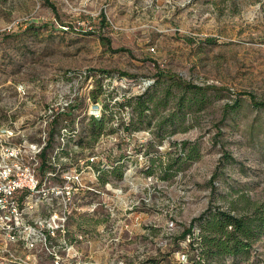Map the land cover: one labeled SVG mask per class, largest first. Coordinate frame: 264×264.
I'll list each match as a JSON object with an SVG mask.
<instances>
[{
	"label": "rangeland",
	"instance_id": "1",
	"mask_svg": "<svg viewBox=\"0 0 264 264\" xmlns=\"http://www.w3.org/2000/svg\"><path fill=\"white\" fill-rule=\"evenodd\" d=\"M160 71L216 89L193 107L186 94L184 106ZM150 93L161 101L152 124L127 132L132 107L121 105ZM248 95L264 102V0H0V145L12 130V144L43 150L54 134L52 184L65 175L73 187L67 222L20 243L11 264H188L197 245L178 238L194 218L264 204V107ZM104 114L91 140L82 127ZM183 142L199 159H178ZM219 264H264V236Z\"/></svg>",
	"mask_w": 264,
	"mask_h": 264
},
{
	"label": "trees",
	"instance_id": "2",
	"mask_svg": "<svg viewBox=\"0 0 264 264\" xmlns=\"http://www.w3.org/2000/svg\"><path fill=\"white\" fill-rule=\"evenodd\" d=\"M49 2V0H45ZM53 7V6H52ZM54 8V7H53ZM102 21L106 22V17L102 14ZM106 25V23L104 24ZM100 73L109 74L112 71L108 70H98ZM120 77H131L134 76L125 72L117 71ZM160 78L164 77L169 80L176 79V84L184 92L179 98V103L184 104V98L188 94V106L193 107L194 105L204 103L203 98L198 96L199 91L216 89L214 86H206L204 88L194 85L190 82H186L183 79L176 77L174 75L166 74L164 72H158ZM191 91V92H190ZM191 94V96H190ZM154 93L144 94L137 98L129 100L126 105H121L126 109V106L132 107V122L125 128L129 133L133 131H140L143 129L144 125L152 124V115H149L150 110H157L159 103L161 101ZM98 94L93 95V100L95 101ZM251 104L255 108H263L264 102L258 101L253 95H248ZM160 101V102H159ZM190 101V102H189ZM241 99L237 98L233 105H227L225 113L228 114L229 110L232 108H239L241 104ZM75 107L69 106V111L67 113H61L60 115L71 116L72 110ZM104 113L109 112L108 105H104ZM106 114L101 118L90 117L82 130L91 140L97 139L106 129ZM136 121V122H135ZM59 121L56 119L52 125V129L56 128ZM74 121L72 120V125ZM54 134L50 137V141L47 146L43 149L41 153L42 164L41 171L43 174L48 170L49 165L47 161V151L52 147V140ZM188 142H183L180 146L181 154H179L178 159L184 160V163L189 161H195L199 159L200 152L196 146H190ZM226 158L234 161L233 156L230 154ZM173 160V159H171ZM169 160V162L171 161ZM166 163L163 167L164 174L169 175L173 169V165ZM55 169V168H54ZM120 171L118 176L121 178L123 176L120 166L113 168V173ZM149 174H152V169L149 170ZM101 182L105 184L107 181L106 172L102 170ZM167 178V177H166ZM250 212H246L241 215H235L231 211L221 210L219 208H208L200 216L194 218L190 226L185 227L184 232L178 238L179 241L186 240L187 237L191 238L190 245L192 248L196 244V250H198L197 257H190L188 264H212L224 262L227 258L239 259L246 258L250 255L251 249L255 242L259 241L262 236H264V204H249ZM149 264H161L157 259H151Z\"/></svg>",
	"mask_w": 264,
	"mask_h": 264
},
{
	"label": "built area",
	"instance_id": "3",
	"mask_svg": "<svg viewBox=\"0 0 264 264\" xmlns=\"http://www.w3.org/2000/svg\"><path fill=\"white\" fill-rule=\"evenodd\" d=\"M14 137V131H5L0 145V264H11L20 243L55 236L51 223L67 222L73 189L63 183L71 179L65 175L63 185L52 184L56 168L42 173L38 144L15 145Z\"/></svg>",
	"mask_w": 264,
	"mask_h": 264
}]
</instances>
